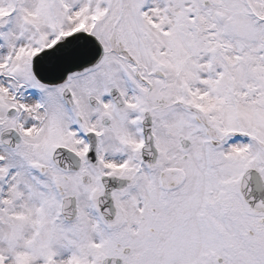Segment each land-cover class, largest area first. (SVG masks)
I'll list each match as a JSON object with an SVG mask.
<instances>
[{"label":"snow or ice","instance_id":"snow-or-ice-1","mask_svg":"<svg viewBox=\"0 0 264 264\" xmlns=\"http://www.w3.org/2000/svg\"><path fill=\"white\" fill-rule=\"evenodd\" d=\"M0 264H264V0H0Z\"/></svg>","mask_w":264,"mask_h":264}]
</instances>
